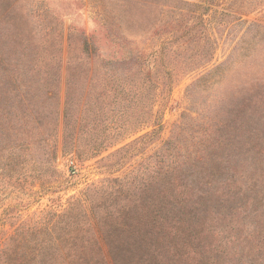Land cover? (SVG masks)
<instances>
[{
    "label": "rangeland",
    "instance_id": "374dc122",
    "mask_svg": "<svg viewBox=\"0 0 264 264\" xmlns=\"http://www.w3.org/2000/svg\"><path fill=\"white\" fill-rule=\"evenodd\" d=\"M4 20L0 264H31L57 216L86 264L96 229L124 264H264V0H19Z\"/></svg>",
    "mask_w": 264,
    "mask_h": 264
},
{
    "label": "trees",
    "instance_id": "16d2710c",
    "mask_svg": "<svg viewBox=\"0 0 264 264\" xmlns=\"http://www.w3.org/2000/svg\"><path fill=\"white\" fill-rule=\"evenodd\" d=\"M18 1L19 0H0V38H3L5 34L3 30V24H5L4 19L7 15L11 14ZM2 64H4V59L0 55V66H2ZM64 117L65 119L67 117V105L64 109ZM203 161V157H198V162ZM64 222L67 221L64 220L62 216H57V218L52 220L49 228L48 239L40 241V244L37 247L30 246L31 242L25 241L28 245L23 252L24 260H27L26 262L29 263L31 262V264H86L85 260L88 255V250L75 243L74 240L76 239H74V234H72L70 231L69 233L66 232L60 236L58 235V231L61 230V225ZM184 231L185 230L181 232V237L185 235ZM39 234L40 236L45 235L41 233ZM165 237L169 249L172 246L176 247L179 239L181 238L177 229L169 231ZM109 238L113 240V237L109 233L100 232L98 229H96L95 233L93 234L95 250L99 255H101V258H99L101 263L99 264H124L123 261L126 262L135 260L134 254H132L131 251H127L131 255L126 257L124 250H116L115 248L111 247L110 244H107V242H111L109 241ZM196 239L197 236L194 234V232L189 230L187 233V243L194 242ZM68 242H70V244H68ZM93 253L94 252L92 251L91 255ZM120 253H122L121 258ZM87 264L90 263L87 262Z\"/></svg>",
    "mask_w": 264,
    "mask_h": 264
},
{
    "label": "built area",
    "instance_id": "2783aa9c",
    "mask_svg": "<svg viewBox=\"0 0 264 264\" xmlns=\"http://www.w3.org/2000/svg\"><path fill=\"white\" fill-rule=\"evenodd\" d=\"M67 164L69 166V168L71 169V173H75V169H76V164H75V161L72 160V159H67Z\"/></svg>",
    "mask_w": 264,
    "mask_h": 264
}]
</instances>
